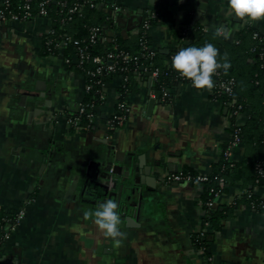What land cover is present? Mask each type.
I'll use <instances>...</instances> for the list:
<instances>
[{"label": "crops", "instance_id": "0c3cea01", "mask_svg": "<svg viewBox=\"0 0 264 264\" xmlns=\"http://www.w3.org/2000/svg\"><path fill=\"white\" fill-rule=\"evenodd\" d=\"M182 2L98 0L97 5L109 19L105 31L110 39L134 37L154 14L156 21L147 29L149 45L161 54L158 63L168 64L167 55L180 45L173 32L187 20ZM199 6L201 14L194 20ZM195 12L192 23L212 34L223 28L228 38L220 37L226 42L247 24L229 13L227 0H198ZM249 24L264 33L261 21ZM51 26L43 16L0 24V209L24 210L0 247V264H264V210L243 199L248 190L264 198V177L253 184L246 171H237L213 200L225 212L217 229L204 222L201 185L165 181L176 172L214 170L231 137L228 107L212 97V90H197L187 82L175 84L167 99L158 97L149 70L140 69L130 76L132 90L119 128H109L124 80L115 75L103 83L104 100L94 108L91 127L71 130L66 114L82 101L85 79L68 67L62 48L42 54ZM37 81L44 92L36 89ZM253 103L235 114L236 126L249 121L254 108L262 109L257 99ZM251 156L264 166V144L255 151L241 141L228 159L240 162ZM110 158L109 167H127L133 186L144 193L140 201L136 192L118 208L120 230L127 235L119 247L83 216L114 200L107 193L103 198V180L93 176ZM116 186L110 184L108 193ZM198 239L206 240L207 251Z\"/></svg>", "mask_w": 264, "mask_h": 264}, {"label": "trees", "instance_id": "16d2710c", "mask_svg": "<svg viewBox=\"0 0 264 264\" xmlns=\"http://www.w3.org/2000/svg\"><path fill=\"white\" fill-rule=\"evenodd\" d=\"M19 1L20 0H10V8H13ZM40 1L42 0H31L33 14L37 13ZM90 1L94 3V6H90ZM61 2H64L65 5L62 6L60 4ZM76 3L81 5V9L73 13H68V8L73 7ZM97 3L98 0H47L44 5L47 11L46 16L51 20L52 26L50 32L43 37L42 54H56L59 49L62 48L64 59H69V62L66 63L68 67L80 72L84 76L85 82L91 86L87 92H84L83 99L80 102L84 109L83 112H79L78 106L77 110L66 114L67 117L78 118V123L81 127L80 130H87L91 127L92 118L94 116V110L91 105L97 106L102 104L101 89L106 79L115 75L126 78L117 89V101L126 105L125 98L132 90V82L130 80L131 74L140 70L141 67L150 71L157 70L158 78L153 83L152 90L158 97L162 96L163 90L167 91V96L164 97L167 99L170 89L173 88L175 84L186 82V80L182 79L171 67L172 57L175 53L182 47H201L205 43H212L219 50L220 56L218 59L222 58L223 55L227 53L231 63V67L226 74L223 69L219 70L222 76L224 78L232 77L234 79L231 97L223 93H218L216 85L212 89V97L219 100L222 104L225 101L235 99V106H241L240 111L249 107V105L253 106V101L256 99L261 102L262 109L257 110L254 108L249 121L241 126L235 125V115L232 114L234 106H226L231 114V131H233L235 127H239L240 139L242 142H245L246 147H250L256 151L260 143L264 144V33L247 23L234 34L233 41L226 42L221 37H216L214 34L204 31L199 22L192 23L198 0H183L182 8L185 10L187 16L185 27L173 32L174 36L179 40L180 45L167 55L169 63L162 64L158 63V57L161 56V54L157 50L152 49L149 45L147 30L143 27V23L136 35L130 39H110L105 31V25L108 23L109 19ZM155 21L156 16L148 18V25H153ZM261 23L264 24V20H261ZM93 27L98 29V35L96 40L92 43L90 41V31ZM255 33H257V37L254 38L253 35ZM182 37H184L183 40H181ZM187 39L191 40V43L188 45L185 44V40ZM76 40L79 42V45L74 44ZM142 41H144L149 48L142 50ZM77 46L83 48L85 53L89 56V59H85L82 64H78L76 61L79 57ZM148 50H153L155 52L152 58L143 55L148 52ZM110 52L114 54L123 52L129 55H138V63L125 64L118 60L117 69L113 73L90 74L98 66V64L91 61V58L99 56L102 62L105 63L107 54ZM123 67L126 69H120ZM114 114L117 116V119L113 122H109L111 132L119 128L125 118V113L118 109L116 105ZM70 129L75 130L72 127H70ZM228 145L229 143L223 147V150L226 149ZM259 162L260 161L254 156L247 157L240 162H232L222 154L214 170L207 174V180L194 183L202 187L199 201L205 211L204 222L206 225L210 226L212 229L220 227V220L225 216L224 208L223 211H221L220 207H215L214 205L208 206V203L213 202L216 194H220L225 189L228 182L233 181L231 178L237 174L238 170L246 171L248 173L247 178L251 183L260 184L262 182L263 178L257 173V164ZM256 180H258V182H256ZM243 199L249 203L255 201L256 204L259 201L249 190L243 194ZM257 205L256 208H258ZM13 217V213H6L4 210L0 209V233L4 220L12 219ZM197 244L199 247H202L204 251H207L208 244L205 239H198Z\"/></svg>", "mask_w": 264, "mask_h": 264}, {"label": "built area", "instance_id": "2783aa9c", "mask_svg": "<svg viewBox=\"0 0 264 264\" xmlns=\"http://www.w3.org/2000/svg\"><path fill=\"white\" fill-rule=\"evenodd\" d=\"M47 0H42L39 2V9L37 10L36 14H33L32 8H31V0H20L19 3H17L13 8H10V0H3L0 4V24L6 23V22H21L28 20L30 18H33L35 16H43L47 17V11L44 7ZM62 6L65 5L64 2L60 3ZM90 6H94V3H91ZM81 9V5L79 3H76L73 7L68 8V13H73L75 11H79ZM155 15L152 14L149 16V18L154 17ZM143 27L147 30L148 25V18L144 20ZM50 32V31H49ZM48 32V33H49ZM98 35V29L96 27H93L90 31V41L93 43ZM253 37H257V33L253 35ZM184 37L181 38L183 40ZM75 45H79V42L76 40L74 41ZM142 50H146L149 48L144 41L141 42ZM79 57L76 59L78 64H82L85 59H89V56L87 53H85L84 49L80 46H77ZM144 56H148L149 58H152L155 55V52L153 50H148V52L143 54ZM139 56L138 55H129L127 53L120 52L118 54L114 53H108L107 54V60L105 63L102 62V59L99 56H94L91 58V61L95 64H98L96 69L91 72L90 74H101V73H113L117 69V63L118 60H120L122 63L128 64V63H138ZM67 63L69 62V59L65 60ZM122 70L126 69L125 67L120 68ZM150 72V81L154 83L158 78V71L157 70H149ZM124 80L126 78H123ZM184 79V78H182ZM215 79V85L216 90L218 93H223L227 95L228 97L232 96L233 93V86H234V79L231 78H224L221 74V72L218 70V74L214 76ZM187 83L191 82L187 79ZM100 82V81H98ZM90 84L85 82L84 85V92H87L90 89ZM103 87V84H102ZM102 90V89H101ZM167 96V91H162V97ZM101 99L104 100L103 94L101 95ZM227 106H234L232 114H237L241 106L237 105L235 106V99H231L229 101H225L223 103ZM118 109L122 110L124 113L126 112V105L124 103H120L116 101V104ZM92 109L96 107L95 105H91ZM83 106L79 105V112H83ZM93 119V118H92ZM115 119H117V116L114 114L111 115L110 122H113ZM66 124L68 127L74 128L76 131L80 130L81 127L78 123L77 117H67L66 118ZM240 129L239 127H235L233 131H231V137L229 141V145L226 149L223 150L222 154L225 158H229L230 150L237 146L239 143H241V139L239 136ZM257 173L258 175L263 178L264 177V166L262 162H259L257 164ZM207 180V174L205 173H183V172H176L167 175L165 178V181L168 183H180V182H187V183H196ZM258 182V180H256ZM218 194H216L217 196ZM250 196V195H249ZM251 207L256 208V205L258 206V209L264 210V198H260L258 203L256 204L255 201H252L249 203ZM213 202H209L208 206H212ZM12 219H5L3 225L1 226V233H0V245H2L5 241H7L10 238L11 233L16 229V227L19 225L20 221L23 219L24 216V210L20 209L13 213Z\"/></svg>", "mask_w": 264, "mask_h": 264}, {"label": "clouds", "instance_id": "9594fccd", "mask_svg": "<svg viewBox=\"0 0 264 264\" xmlns=\"http://www.w3.org/2000/svg\"><path fill=\"white\" fill-rule=\"evenodd\" d=\"M229 13L240 21L246 23L264 20V0H227ZM216 37L223 36L227 39V33L223 28H217ZM219 50L212 43H205L201 47L186 46L180 48L172 57L171 67L184 79L191 82L197 90L211 92L215 86L213 77L218 70L223 69L225 74L231 67L228 54L222 58ZM119 205L113 199L101 203L95 210H86L83 213L85 219H92L102 235L111 239L116 247L121 246L126 233L120 230L121 217L118 211Z\"/></svg>", "mask_w": 264, "mask_h": 264}, {"label": "water", "instance_id": "95a60500", "mask_svg": "<svg viewBox=\"0 0 264 264\" xmlns=\"http://www.w3.org/2000/svg\"><path fill=\"white\" fill-rule=\"evenodd\" d=\"M200 14H201V6H199L197 11L195 12L194 20L198 19ZM187 43H188V41H186V44ZM141 69H144V68L141 67ZM147 74L150 76V72H148ZM41 82L43 83V81H41ZM38 85L39 84L37 81L36 89L38 91L44 92L45 88L44 87L41 88ZM42 85H44V83ZM34 95H37V93L34 92ZM124 162H126V165L131 164V162L127 163V162H129L128 160H124ZM102 163H103V165H106L105 168H103L102 170H98L97 174L93 175V176L98 177V178L103 180V183L100 184L101 188L103 189V194H102L103 198L105 197V195L107 193V196H109V198L114 197V200L118 203V205L120 207L121 203H123V202L126 203L125 201L127 199H131L135 195V193L138 192L139 193V201H140V199L144 196V193H141L140 191L137 190L138 188L133 186V180L134 179H133V175L129 171V169L127 167H122V165H114L113 167H109V165L112 164L111 158H110V160H108V161L105 160ZM131 166H132V164H131ZM89 169H90V167H88V170H87L88 175H89ZM89 177H91V175ZM112 183H114L115 186L117 185L116 187H114L116 189L112 190L111 192L109 191V193H108V190L112 188V187H110V184H112ZM137 207H138V211H139L140 210L139 204L137 205Z\"/></svg>", "mask_w": 264, "mask_h": 264}]
</instances>
